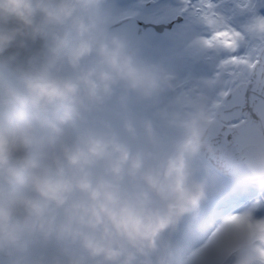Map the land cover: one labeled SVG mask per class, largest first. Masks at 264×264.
I'll return each mask as SVG.
<instances>
[{
    "label": "clouds",
    "instance_id": "obj_1",
    "mask_svg": "<svg viewBox=\"0 0 264 264\" xmlns=\"http://www.w3.org/2000/svg\"><path fill=\"white\" fill-rule=\"evenodd\" d=\"M112 22L110 0H0V55L41 42L0 61V264H181V226L222 198L196 161L230 114Z\"/></svg>",
    "mask_w": 264,
    "mask_h": 264
},
{
    "label": "snow or ice",
    "instance_id": "obj_2",
    "mask_svg": "<svg viewBox=\"0 0 264 264\" xmlns=\"http://www.w3.org/2000/svg\"><path fill=\"white\" fill-rule=\"evenodd\" d=\"M201 5L203 19L213 29L201 43L236 52L242 33L224 24L212 11L210 0H201ZM249 5L250 0H242L240 7ZM247 30L259 37V46L250 54L224 59L215 79L208 81L209 86L220 85L214 106L230 114L227 132L237 134L229 146L235 154L240 183L181 226L174 239L181 264H218L242 242L250 244L259 254V264H264V219L253 218L255 210L264 208V163H256L258 156L264 157V91L256 88L264 85V18H257ZM253 189L260 193L256 199H251ZM248 200L251 203L246 206ZM241 207L245 210H236ZM186 251L189 254L185 256Z\"/></svg>",
    "mask_w": 264,
    "mask_h": 264
},
{
    "label": "bare ground",
    "instance_id": "obj_3",
    "mask_svg": "<svg viewBox=\"0 0 264 264\" xmlns=\"http://www.w3.org/2000/svg\"><path fill=\"white\" fill-rule=\"evenodd\" d=\"M151 1L154 3V6L147 7L145 6V4L148 3L146 0H121L122 4L120 0H110L113 8L112 24L118 22V20L121 19L126 21L121 23V25L114 24L112 30L125 34L130 40L133 39V41H131L135 46L140 43L141 52L146 57L157 61H163L164 65L172 72L175 70L173 72L176 77L174 85H176L177 88L174 86V92H187L191 95H195L196 93L194 94V90L196 87L194 88V86L197 85V88L200 90V92L197 94L206 95L209 97L212 96L214 98L220 89V85L217 84L215 86H209L208 81L215 79L220 63L230 56V52L221 47L207 48L201 43L202 39L209 37L213 32V29L209 25L207 29L202 28L203 32L198 31V33H196L197 37L188 35L189 32L183 31L180 36L184 37H181V39L172 35H166L162 37L163 35H157V32H154L156 37L153 32L145 33V29L148 27L150 28V25L145 24L143 20H151L156 22L155 20H159V18L156 17H159V15L163 14L164 11L171 12V16L174 17L178 16L179 18L183 17L185 19H192V21H187L189 28H192L191 26L203 19V15L200 16V14H197L192 8L188 9L186 7L187 3H189L191 0H165L162 2L161 0ZM233 1L227 4L225 3V0H210L214 6L212 11H214L219 17L223 19L225 25L242 33L244 42L243 39H241L239 41V45L244 43L246 45L249 44V46H254L255 48L258 47L260 44L259 37L256 34L249 32L247 29L257 18H264L263 12L256 13L257 7L260 6L261 8H264V0H250V9L248 10H246L247 8L240 7L242 0H238L237 3H234ZM136 4H138L139 7H136ZM196 4L197 2H193L192 6ZM138 12H144L143 17H141V24L143 26L138 23L133 24L135 20H131L132 17L138 15ZM175 12L178 13V15H176ZM151 14L154 16H151ZM168 27L170 28V26H167V29ZM176 27L179 30H182L183 28V26ZM159 29L161 31L160 26H158V30ZM162 31L165 33V28H163ZM154 43L155 48L153 49L152 44ZM29 49L30 48L27 46V50H20L21 61L27 57V55L33 52ZM9 54L12 55L13 53ZM256 88L260 91H264V85L257 84ZM188 90H191V92H188ZM234 134L235 133L232 135ZM232 135L228 134L227 130L222 131L218 135L216 143L222 151V154L217 148V152L214 155L204 153L198 158L197 161L201 162L202 165H205V167H210L208 170H203L197 166L196 163L200 173L202 175L207 174L209 181L213 180L215 183H220L221 185L222 182L219 180L220 177L216 175L224 174L223 172L226 171L227 175L234 179L233 181L230 179V182L234 184L240 183V178L236 175L235 171L232 172V170L228 167L227 162L228 160L237 162L234 157L235 154L229 146L230 142L234 140V138H231ZM210 187L220 193L223 191H228L227 188L225 190H217V188L212 187V183H210ZM219 187L223 188L221 186ZM258 196V191L253 189L251 193V199H256ZM250 203L251 200H248L245 202V205H250ZM236 210L243 211L245 209L244 207H241ZM261 219H264V214L256 220ZM201 243H203V241H201ZM188 254L189 253L187 251L184 253L185 256ZM228 261L229 259L222 257L218 264H226Z\"/></svg>",
    "mask_w": 264,
    "mask_h": 264
},
{
    "label": "rangeland",
    "instance_id": "obj_4",
    "mask_svg": "<svg viewBox=\"0 0 264 264\" xmlns=\"http://www.w3.org/2000/svg\"><path fill=\"white\" fill-rule=\"evenodd\" d=\"M162 1H165V0H161V2ZM231 1H233V0H225V3H230ZM236 1V2H235ZM237 1L238 0H234L233 2L234 3H237ZM160 2V3H161ZM239 3V2H238ZM224 4V3H223ZM264 4V3H263ZM138 5V4H137ZM156 6V5H155ZM196 7H197V11H196V13L197 14H200V16H202L203 14H202V11L200 10V8L202 7V5H201V1H198L197 2V4L195 5ZM216 6H218V5H216ZM170 8V7H169ZM168 9V8H167ZM171 9V8H170ZM248 9H250V7H247V9L246 10H248ZM258 9H259V11H261V12H263L264 13V8H262V10L260 9V6L258 7ZM193 11H194V9H193ZM258 11V12H259ZM177 12V11H176ZM175 12V13H176ZM156 13V12H155ZM157 15V14H156ZM172 14H171V12H169V11H167V12H163V14H161V15H159V17H156V18H159V20H155L156 22H153V21H151V20H143V22L145 23V24H147V25H150V28L148 27V28H146L145 29V33H149V32H153V34L155 35V33L154 32H157V35H163L162 37H164V36H175V37H178L179 39H181V37H184V36H180L181 35V33H182V31L183 32H189V34L188 35H193V37H197V34L196 33H198V31H202L203 32V30H202V28H204V29H207L209 26H208V24L204 21V19H202V20H200V22H197V23H195L193 26H191L192 28H189V26H188V22L187 21H192V19H185V18H183V17H181V18H179L178 16H176V17H174V16H171ZM176 15H178V13H176ZM151 16H154L153 14H151ZM143 17V16H142ZM118 20V19H117ZM138 21L137 20H135L134 22H133V24L134 23H137ZM121 23H122V19L121 20H118V22H116V24H119V25H121ZM138 24H141V22L140 23H138ZM142 25V24H141ZM143 26V25H142ZM157 26V27H156ZM158 26H160V28H161V30L163 29V28H165V30H166V32L164 33L163 31L161 32L160 31V29L158 30ZM167 26H170V28L168 27V29H167ZM176 26H183V28H182V30H179ZM199 29H201V30H199ZM180 32V33H179ZM168 34H170V35H168ZM152 35V34H151ZM155 37H156V35H155ZM190 37V36H189ZM131 40H133V39H131ZM244 42V41H243ZM246 43V42H245ZM200 46V45H199ZM198 46V47H199ZM137 47L139 48L140 47V43L137 45ZM152 47H153V49L155 48V43L154 44H152ZM140 50H141V47L139 48ZM254 49H255V47L254 46H249V44H241L240 45V48H238V50L236 51V52H234V53H231L230 52V55H245V54H250L251 52H253L254 51ZM175 70H173V72H174ZM176 73V72H175ZM177 75V74H176ZM178 76V75H177ZM176 79V77L174 78V80ZM176 82H177V80H176ZM174 86H176V85H174ZM194 87H196L195 88V90H194V94L196 93H199L200 92V90L197 88V85H195ZM176 88H177V86H176ZM220 90V89H219ZM174 91H175V89H174ZM188 92H191V90H188ZM212 97V96H211ZM228 162L229 163H231V164H235V162H233V161H231V160H228ZM196 163H197V161H196ZM230 165V164H229ZM200 168H202V169H206L207 167H205L204 165H198ZM204 176H207V174H204ZM216 176H219L220 178H219V180L222 182L221 183V185H220V183H215V181H213V180H210L209 181V183H212V187H215V188H217V190H221V189H226L227 188V190L229 191V189H230V187H234L235 185H237V184H234V183H232V182H230L229 180H227V179H224V178H222V176L221 175H216ZM217 180V179H216ZM219 180H217V181H219ZM219 181V182H220ZM224 185V186H223ZM219 186H221V187H223V188H220ZM228 191L227 192H225V191H223L221 194H222V197H224L225 195H227V193H228Z\"/></svg>",
    "mask_w": 264,
    "mask_h": 264
},
{
    "label": "water",
    "instance_id": "obj_5",
    "mask_svg": "<svg viewBox=\"0 0 264 264\" xmlns=\"http://www.w3.org/2000/svg\"><path fill=\"white\" fill-rule=\"evenodd\" d=\"M132 41H133V40H132ZM28 44H29L30 46H29ZM40 44H41L40 41H36L35 43H32L31 41H26V45L30 48L29 50H32L33 52L39 49ZM31 46H32V48H31ZM20 50H21V49L19 48L18 44L14 43L12 46H10L8 49H6V51H5L2 55H0V61L6 59V58L10 55L9 53H15V52H17V51L20 52ZM232 134H233V133H232ZM232 134H231V135H232ZM236 135H237V134L235 133L234 135L231 136V138H232V139L235 138ZM218 151H219L220 153L222 152V151L220 150L219 147H218ZM226 173H227V172H226Z\"/></svg>",
    "mask_w": 264,
    "mask_h": 264
}]
</instances>
